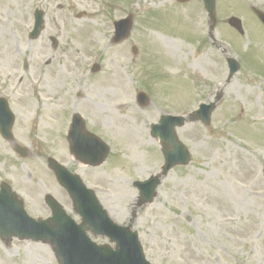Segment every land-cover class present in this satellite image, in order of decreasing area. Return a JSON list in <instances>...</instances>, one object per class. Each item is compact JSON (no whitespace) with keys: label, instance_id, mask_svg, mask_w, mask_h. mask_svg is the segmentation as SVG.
I'll return each instance as SVG.
<instances>
[{"label":"rangeland","instance_id":"rangeland-1","mask_svg":"<svg viewBox=\"0 0 264 264\" xmlns=\"http://www.w3.org/2000/svg\"><path fill=\"white\" fill-rule=\"evenodd\" d=\"M214 1L209 33L202 0H0V97L27 151L19 156L0 137V183L30 217L51 215L43 200L50 194L80 222L46 165L52 157L79 175L111 220L137 233L150 263L264 264V27L252 10L264 12V0ZM36 8L43 30L31 41ZM129 14V37L112 43L113 21ZM227 58L240 65L231 77ZM139 91L149 99L144 106ZM200 102L215 104L210 124L176 128L190 162L161 175L155 198L137 206L132 181L159 173L164 162L150 125L162 114L187 116ZM72 113L109 148L97 167L69 152ZM126 130L138 131V142L129 143ZM0 264L58 263L49 244L12 238L0 239Z\"/></svg>","mask_w":264,"mask_h":264},{"label":"water","instance_id":"water-1","mask_svg":"<svg viewBox=\"0 0 264 264\" xmlns=\"http://www.w3.org/2000/svg\"><path fill=\"white\" fill-rule=\"evenodd\" d=\"M185 1V0H180ZM211 22H215L214 0H203ZM256 15L264 24V13L255 10ZM42 13L36 11L35 23L30 34L36 38L41 29ZM229 23L239 32L240 23L230 18ZM132 26V17L114 22L115 33L112 42L116 43L127 38ZM135 51V48L133 49ZM230 74L238 69L233 59H228ZM138 103L144 106L147 99L143 94L138 95ZM213 104L201 105L200 109L191 116L192 120H200L204 124L210 121ZM68 132L67 139L72 155L82 163L99 165L105 158L108 148L95 136L83 129V121L75 115ZM13 116L7 104L0 99V135L13 141L11 126ZM184 123L181 117L161 116L157 124L151 125V135L159 139V145L164 156L162 174L165 175L174 165H185L189 161V153L178 140L175 127ZM15 150L26 156L25 150L15 145ZM49 167L54 171L59 184L69 194L75 212L80 216L81 222L75 224L52 197L47 196L45 201L51 210V217L34 221L28 218L23 210L22 203L16 198L6 184L0 185V238L3 240L17 237L49 243L59 264H150L143 256L137 240V234L128 227L115 224L106 214L91 190L85 189L77 175L69 173L65 168L53 160H48ZM264 174V167L262 169ZM160 176L154 175L143 182H135L138 189L137 206L150 203L156 195ZM93 235L106 236L114 243V249L108 245L92 243L86 232Z\"/></svg>","mask_w":264,"mask_h":264},{"label":"bare ground","instance_id":"bare-ground-1","mask_svg":"<svg viewBox=\"0 0 264 264\" xmlns=\"http://www.w3.org/2000/svg\"><path fill=\"white\" fill-rule=\"evenodd\" d=\"M194 26H196L197 28L200 27V17H199V21H198V16L197 15H196V22H195V25ZM165 44L170 49L171 48H174V44L172 42H165ZM114 77H117L118 78V75L117 74H114ZM130 113H133V111L130 110ZM135 133H137V134H135ZM126 134H127L126 136H127V139L129 141V143L138 142V140L136 139V137L139 136L138 131L133 132V131H130V130H126Z\"/></svg>","mask_w":264,"mask_h":264}]
</instances>
